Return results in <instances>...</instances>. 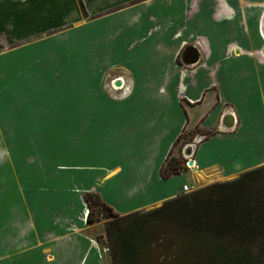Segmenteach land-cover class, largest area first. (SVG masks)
<instances>
[{"label":"crops","instance_id":"obj_1","mask_svg":"<svg viewBox=\"0 0 264 264\" xmlns=\"http://www.w3.org/2000/svg\"><path fill=\"white\" fill-rule=\"evenodd\" d=\"M189 1L0 0V121L14 140L7 144H39L33 130L39 108L32 101L26 129L36 139L18 140L17 107L22 98L39 96L23 94L21 81L69 73L88 89H79L77 110L63 108V130H79L82 145L107 129L112 144L128 145L127 154L107 171L80 166V180L100 181L97 189H72L67 176L56 189L53 167L40 168L37 153L6 155L0 172V264H89L90 257V264H101L99 246L86 234L88 192L97 191L127 215L187 194L183 187L196 189L201 174L229 180L264 166V125L256 121L264 116V28L231 23L234 12L227 0H219L221 8L207 11L197 30L206 37L187 45L176 22ZM189 46L200 50L196 66L183 63ZM39 51L37 61L46 57L47 70L34 75L32 59ZM46 112L48 121L40 129L51 130L46 138L54 137L56 127ZM194 130L204 136L189 158L196 170L164 180L160 169L177 139ZM175 182L178 187L172 188ZM106 184L112 196L102 193Z\"/></svg>","mask_w":264,"mask_h":264},{"label":"trees","instance_id":"obj_2","mask_svg":"<svg viewBox=\"0 0 264 264\" xmlns=\"http://www.w3.org/2000/svg\"><path fill=\"white\" fill-rule=\"evenodd\" d=\"M173 151L160 169L164 180L188 171L186 160L173 157ZM84 198L87 223L93 224L97 195L88 192ZM102 205L113 218L106 225L113 264H264V166L179 195L149 212L121 215Z\"/></svg>","mask_w":264,"mask_h":264},{"label":"rangeland","instance_id":"obj_3","mask_svg":"<svg viewBox=\"0 0 264 264\" xmlns=\"http://www.w3.org/2000/svg\"><path fill=\"white\" fill-rule=\"evenodd\" d=\"M228 9L230 12H234L235 19L231 21V23H238L242 27L252 25L261 26L264 28V0H227ZM221 8V2L219 0H190L188 3H184L183 8V16L178 19L176 25L181 27L183 30V39L187 43V45L196 44L195 41H201L200 36H205L204 33H197L199 29V25L202 27L204 23V15L207 11L215 12ZM213 19V16H211ZM215 20V18H214ZM217 20V19H216ZM192 27L195 34H192ZM245 29V28H243ZM248 34H242L241 37H246ZM249 36V35H248ZM238 37V36H237ZM264 37V34H263ZM240 39H232V42H237ZM3 48V45H2ZM1 48V49H2ZM45 48V47H42ZM77 50L76 47H74ZM178 49V48H177ZM40 52H35V56L32 60H35L33 74H39L38 69L44 68L47 70V60L46 57H42L41 60L37 61V58L40 56ZM38 53V54H37ZM43 55V53H42ZM205 58V55L202 53V61ZM181 61V55L179 57ZM41 64L39 65V62ZM45 65V66H43ZM40 66V67H39ZM42 66V67H41ZM69 68L72 70L77 68L73 63L70 64ZM74 74L66 73L65 75L60 76H52L47 73L40 74L39 79L36 80L35 77L24 79L21 81L20 90L23 94H30L32 92H39L38 98H22L21 103L18 106V113L16 116L18 117L19 122V130L20 134H18V140H35L31 136V131L26 129V120H29L30 112L27 111V108L30 106V101L33 102V107L39 108V117L37 121H35L36 115H33V120L37 122L34 124L33 130L39 132V144L38 145H16V144H7L8 142H13L14 140H10V136H8L5 124L0 121V172L5 169L4 159L6 155L18 156L20 154H25L27 157L32 154H38L39 156V167L41 168L43 165L49 164V168L53 167V173L55 176V186L57 188H63V178L67 176L68 184L71 185L72 189L77 190L80 189H97L100 181L94 182L92 179L82 178L83 181L80 180L82 176V172L84 169L80 168V166H96L98 169L106 170L108 168H112L117 162H120V157L122 153L125 152L127 154L128 145H115L112 144V134L110 130L101 129L99 132L101 135L96 137L95 135H90L88 138V144H80V140H83L85 137H81L79 130H63V113L65 110L63 108L70 106L71 108H75L77 110L78 102H79V89L85 91L88 89V86L85 83H82L79 87L78 78ZM115 89H117L114 86ZM35 97V96H34ZM54 109V112L52 111ZM49 111V122L55 125L54 137L49 135L46 138L47 133H51V130H47L46 128L40 129L43 125H46L48 121L46 111ZM44 111V114L42 112ZM48 114V113H47ZM77 116V112L75 114ZM259 123L258 125H264V116L258 117L256 119ZM254 124V122H252ZM38 125V126H37ZM197 131V130H195ZM13 133V131H9ZM191 131H187L184 138L174 147L173 157H177L180 160H186V167L189 171L193 169V167L189 166V158H187L185 154V150L188 146H193V152L195 150V146L198 145L199 139L200 141L204 139V136L197 135L195 137H189L188 134ZM91 139V140H90ZM37 141V140H36ZM46 141L48 145L44 143ZM54 141V144L52 143ZM84 141V140H83ZM90 141V142H89ZM65 143V145H64ZM187 143V144H186ZM70 144V145H69ZM49 154V155H48ZM118 154V156H117ZM49 157V162H46V158ZM53 158L54 161H51ZM21 164V163H20ZM10 170V168H7ZM12 170H15L12 168ZM20 171V168L18 172ZM11 175H15V171L8 172ZM81 173V174H80ZM80 175V176H79ZM76 178V179H75ZM239 177L234 179L227 180L226 178L216 177V175L208 173L199 175L198 184L194 183L193 185L196 189H192L189 187V191L187 194L192 193L200 188L215 184V183H225L228 181H233ZM11 180V178H9ZM80 181L79 185L78 182ZM1 182V179H0ZM94 182V183H93ZM191 184V182H189ZM1 187V184H0ZM172 188L178 187V182L171 184ZM102 188V193L106 192L108 196H112L114 193L112 192V188L110 184L104 185ZM97 195L95 199V204L93 205V220H96L93 224L87 223L86 234H88L94 241H92L95 245L99 246V258L101 264H113L111 251L109 248V243L106 237V225L113 218L110 216L109 208H106L102 205V202L106 205H109L105 202L101 195L94 191ZM186 193V192H184ZM84 195V194H82ZM0 198H2V193L0 192ZM69 201V199H67ZM88 205V204H87ZM163 205H154L144 211L141 212H149L156 208H159ZM110 206V205H109ZM111 207V206H110ZM89 208V206H88ZM1 210V209H0ZM87 212V209H86ZM76 215H71V217H75ZM88 216V214H87ZM163 256V255H162ZM89 256H87L86 260ZM164 259V257H163ZM92 258H89V264ZM39 262L28 263V261H24L23 264H34Z\"/></svg>","mask_w":264,"mask_h":264},{"label":"water","instance_id":"obj_4","mask_svg":"<svg viewBox=\"0 0 264 264\" xmlns=\"http://www.w3.org/2000/svg\"><path fill=\"white\" fill-rule=\"evenodd\" d=\"M201 59V53L200 50L196 46H189L185 49L184 55H183V63L186 66H196L199 64ZM117 86L121 85V82L118 81L116 83ZM193 153V146H188L185 150V154L187 157H190ZM189 166L193 167L194 170H196L195 162L194 160L190 159Z\"/></svg>","mask_w":264,"mask_h":264},{"label":"built area","instance_id":"obj_5","mask_svg":"<svg viewBox=\"0 0 264 264\" xmlns=\"http://www.w3.org/2000/svg\"><path fill=\"white\" fill-rule=\"evenodd\" d=\"M200 142V140L198 139L197 142ZM189 191V187L188 186H184L183 187V192H188Z\"/></svg>","mask_w":264,"mask_h":264},{"label":"bare ground","instance_id":"obj_6","mask_svg":"<svg viewBox=\"0 0 264 264\" xmlns=\"http://www.w3.org/2000/svg\"><path fill=\"white\" fill-rule=\"evenodd\" d=\"M89 210V209H88Z\"/></svg>","mask_w":264,"mask_h":264}]
</instances>
